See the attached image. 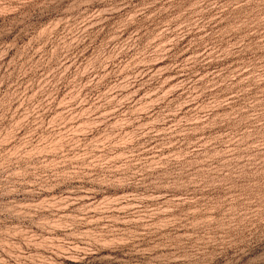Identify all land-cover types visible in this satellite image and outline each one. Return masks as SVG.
<instances>
[{"label":"rangeland","instance_id":"rangeland-1","mask_svg":"<svg viewBox=\"0 0 264 264\" xmlns=\"http://www.w3.org/2000/svg\"><path fill=\"white\" fill-rule=\"evenodd\" d=\"M0 264H264V0H0Z\"/></svg>","mask_w":264,"mask_h":264}]
</instances>
